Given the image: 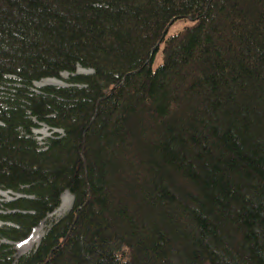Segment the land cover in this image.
<instances>
[{
	"label": "trees",
	"instance_id": "16d2710c",
	"mask_svg": "<svg viewBox=\"0 0 264 264\" xmlns=\"http://www.w3.org/2000/svg\"><path fill=\"white\" fill-rule=\"evenodd\" d=\"M0 190V264H264V0H0Z\"/></svg>",
	"mask_w": 264,
	"mask_h": 264
},
{
	"label": "rangeland",
	"instance_id": "374dc122",
	"mask_svg": "<svg viewBox=\"0 0 264 264\" xmlns=\"http://www.w3.org/2000/svg\"><path fill=\"white\" fill-rule=\"evenodd\" d=\"M191 22L189 20H181L177 21L173 28L170 29V35H173L179 31H181L184 27L190 25ZM162 62V54L158 53V56L156 57L153 68L156 69L160 63ZM89 71H86L82 68L78 69V74H86ZM69 75L64 74L61 78L63 80H57V79H46L38 84H36L37 88H41L44 86H65V80L68 79ZM34 134L36 135V138L40 141V143L43 142L44 139L51 137V131L45 127L42 126L40 129L34 130ZM21 197L18 194H15L11 191H1L0 190V206L3 203L9 202L14 200L15 198ZM73 205V196L69 192H65L61 197V203L60 206L55 210L54 213L50 214L45 221H43L35 230H33L30 237L22 242V243H15L13 244L14 249L16 251V258H19L32 250H34L39 244L42 239V237L46 234V232L49 230V228L54 224L55 222H58L60 219H62L72 208ZM60 211V212H58ZM2 212L0 211V214ZM0 225L2 223L0 222Z\"/></svg>",
	"mask_w": 264,
	"mask_h": 264
},
{
	"label": "bare ground",
	"instance_id": "6f19581e",
	"mask_svg": "<svg viewBox=\"0 0 264 264\" xmlns=\"http://www.w3.org/2000/svg\"><path fill=\"white\" fill-rule=\"evenodd\" d=\"M166 32V31H165ZM168 32V31H167ZM163 40V39H162ZM58 212H60V211H58Z\"/></svg>",
	"mask_w": 264,
	"mask_h": 264
},
{
	"label": "water",
	"instance_id": "95a60500",
	"mask_svg": "<svg viewBox=\"0 0 264 264\" xmlns=\"http://www.w3.org/2000/svg\"><path fill=\"white\" fill-rule=\"evenodd\" d=\"M168 31V30H167ZM167 31H166V33H167Z\"/></svg>",
	"mask_w": 264,
	"mask_h": 264
}]
</instances>
